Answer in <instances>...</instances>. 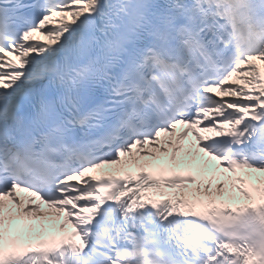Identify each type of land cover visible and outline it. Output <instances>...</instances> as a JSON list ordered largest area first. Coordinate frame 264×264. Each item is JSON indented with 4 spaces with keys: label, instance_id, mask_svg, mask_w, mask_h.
I'll return each instance as SVG.
<instances>
[{
    "label": "snow or ice",
    "instance_id": "snow-or-ice-1",
    "mask_svg": "<svg viewBox=\"0 0 264 264\" xmlns=\"http://www.w3.org/2000/svg\"><path fill=\"white\" fill-rule=\"evenodd\" d=\"M261 64L264 0H0V264H264V187L145 196L196 182L154 163L189 132L226 172L264 173ZM106 165L140 171L90 175ZM9 200L74 230L22 245Z\"/></svg>",
    "mask_w": 264,
    "mask_h": 264
},
{
    "label": "bare ground",
    "instance_id": "bare-ground-1",
    "mask_svg": "<svg viewBox=\"0 0 264 264\" xmlns=\"http://www.w3.org/2000/svg\"><path fill=\"white\" fill-rule=\"evenodd\" d=\"M237 82H239V81H237ZM142 160H144L143 157H142ZM207 170H210L211 172H216V173H218L220 171L221 172L220 175H222V177L218 176V180L212 182L213 186H212L211 191L214 194L213 197L219 196V197L228 198L230 200H237V199L244 198L243 195L238 191L239 185H238V181L236 180L237 176H242L247 181H250L251 179H254L256 181H261V180L264 181V173L253 172V173H251V175H249V172H247V171H241L238 173H229V172H226V169L224 167H222V166L218 167L212 160L207 161ZM228 177H231L232 179L229 180ZM233 182H235L237 184L236 189H233ZM220 183L225 184V193L223 196H220L216 192L217 185ZM203 192H204V188L201 189V194H203ZM185 195L191 197V191L187 192ZM230 196H234L235 198H230ZM9 206L13 209V215L16 217H20L18 215L19 209L16 206H14L10 200H9ZM6 212H7V209H6ZM43 213H45L46 215H40V216L49 220V218H50V216H48L49 212H43Z\"/></svg>",
    "mask_w": 264,
    "mask_h": 264
}]
</instances>
